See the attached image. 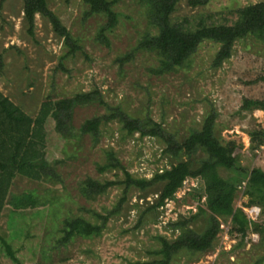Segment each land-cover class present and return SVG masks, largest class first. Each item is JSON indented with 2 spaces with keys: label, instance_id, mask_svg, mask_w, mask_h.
<instances>
[{
  "label": "rangeland",
  "instance_id": "obj_1",
  "mask_svg": "<svg viewBox=\"0 0 264 264\" xmlns=\"http://www.w3.org/2000/svg\"><path fill=\"white\" fill-rule=\"evenodd\" d=\"M188 1L179 2L173 20L196 27L200 21L231 25L239 17V8L263 0H210L197 7ZM48 4L82 48L65 56L69 48L47 17L36 15L33 36L24 19L23 0H0V53L4 59L0 90L32 117L38 115L48 96L59 100L97 88L105 104L75 108L73 125L77 135L71 139L57 132L52 117L46 122L45 151L56 166L57 176L36 181L18 174L11 192L20 195L32 191L49 204L36 209L39 211L15 213L11 206L5 207L0 233L17 250L19 261L7 256L0 244V264H136L153 260L158 257L154 251L161 246L160 235L174 239L182 232L174 230L170 222L190 217L198 205L208 210L205 196L201 200L193 197L194 188L203 190V181L188 177L174 199L145 214L159 191L155 187L145 191L133 187L121 211L109 219L101 235L76 236L68 245H61L58 239L63 235L60 229L65 218L83 216L100 222L96 213L107 214L122 197L124 184L111 187L96 199H86L79 191L88 177L101 181L124 179L119 168L99 170L110 152L138 178L150 179L179 161L163 155L166 143L161 138L130 134L118 118L102 123L96 137L82 134L81 126L87 119L119 108L132 117L150 116L182 139L192 130L201 129L207 116L215 112L216 132L221 139L241 144L237 150L241 164L249 168L264 164V146L253 153L249 136L251 130L264 128V110L243 109L245 98L264 100V41L254 35L237 41L233 56L214 67L220 44L206 40L183 67L158 74L153 71L158 64L155 54L140 51L124 64L120 61L150 28L145 8L137 0H121L115 6L119 22L107 33L110 44L97 40L106 17L86 16L89 6L82 0H48ZM204 157L206 153H198L199 159ZM220 173L224 177L236 174L225 168ZM247 199L243 187H239L234 207H247ZM245 213L264 222L261 212L259 217L257 212ZM209 214L208 210L188 227L203 233ZM219 219L214 247L196 253L183 250L172 264H264L260 235L250 229L243 239L230 232L231 218Z\"/></svg>",
  "mask_w": 264,
  "mask_h": 264
},
{
  "label": "trees",
  "instance_id": "obj_2",
  "mask_svg": "<svg viewBox=\"0 0 264 264\" xmlns=\"http://www.w3.org/2000/svg\"><path fill=\"white\" fill-rule=\"evenodd\" d=\"M89 6L86 16L103 15L106 23L101 26L97 40L109 43L107 33L112 31L119 22V13L115 6L121 0H82ZM145 8L150 28L140 38L131 52L120 58L121 64L131 60L140 51L155 54L158 59L153 71L158 74L169 73L183 67L197 52L199 46L206 40L220 44L214 67H220L234 54L237 41L250 35L264 41V0L251 3L238 9L239 17L231 25L206 24L200 21L196 27L187 22H175L173 14L181 0H137ZM210 0H189L193 6L205 5ZM24 19L29 24V33L35 35V17L41 14L47 17L57 34L64 39L69 50L66 55L74 54L82 46L72 35L70 30L62 24L61 19L49 8L48 0H23ZM4 68L3 54L0 53V70ZM105 104L99 89L90 92H80L73 97L54 100L50 96L45 99L38 115L32 117L25 113L18 105L0 90V217L7 205L12 213L26 210L39 211L43 202L35 193L12 194L11 187L15 177L20 174L30 179L41 181L56 177L54 165L47 159L45 142L47 139L46 122L50 117L55 120V128L62 137L71 139L77 132L73 125L74 110L77 106ZM260 108L264 110V100L246 99L243 109ZM118 118L130 134L140 133L141 137L156 136L161 138L166 146L163 155L179 159L162 172H156L152 178H138L130 173L113 152L108 155V161L99 167L100 171L119 168L125 177L122 180H98L88 177L80 184L79 191L86 199H96L106 193L111 187L124 184L123 195L117 205L107 214H99L100 222H91L83 216L67 217L60 229L63 233L58 239L61 245H68L76 236L91 238L99 236L107 227L109 219L119 213L128 199V192L135 187L145 191L156 188L157 199L143 212L157 210L165 205L166 200L174 199L177 191L184 186L188 177L199 178L204 183L203 190L194 188V199L206 197L205 206L211 214L208 215V226L203 233L189 228L191 221L201 215H207L202 205H198L197 212L190 217L179 218L170 222L174 229L182 232L174 239L160 235L161 246L154 251L158 256L153 260L136 262V264H172L174 257L188 250L189 252H204L214 247L220 231L219 217L231 218L232 234H239L243 239L250 229L257 232L264 242V222L251 220L243 208L234 207V200L239 187L243 186V193L248 197L247 207L258 206L264 216V164H257L252 168L243 166L237 150L241 147L236 140L223 141L216 132L217 113L207 116L202 128L192 130L188 136L180 139L176 134L168 132L160 122L152 117H132L117 108L110 114L87 119L81 126L82 134L98 136L102 123ZM250 150L255 151L264 146V128L251 130ZM206 153V157L199 159V152ZM199 165L197 166V164ZM227 169L233 173L228 177L222 176L220 169ZM244 182L246 184L244 185ZM159 185H161L159 187ZM46 203V204H44ZM141 223L139 220L137 226ZM0 244L6 255L18 263L16 249L7 238L0 233Z\"/></svg>",
  "mask_w": 264,
  "mask_h": 264
},
{
  "label": "built area",
  "instance_id": "obj_3",
  "mask_svg": "<svg viewBox=\"0 0 264 264\" xmlns=\"http://www.w3.org/2000/svg\"><path fill=\"white\" fill-rule=\"evenodd\" d=\"M246 184V182H244V185ZM243 187V186H242ZM242 187H240V188H242ZM243 209H244V211H249V213H252V212H257V217H259V215H260V212H261V209H260V207H258V206H251V207H243ZM253 214V213H252ZM251 216H253V215H251ZM248 217L251 219V220H254V217H250V215L248 214ZM254 221H256V220H254Z\"/></svg>",
  "mask_w": 264,
  "mask_h": 264
}]
</instances>
